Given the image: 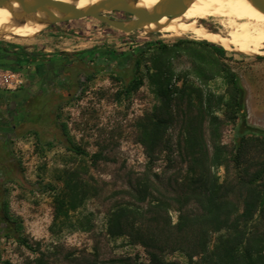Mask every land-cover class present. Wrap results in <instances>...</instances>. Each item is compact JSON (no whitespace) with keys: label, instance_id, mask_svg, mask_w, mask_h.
<instances>
[{"label":"rangeland","instance_id":"374dc122","mask_svg":"<svg viewBox=\"0 0 264 264\" xmlns=\"http://www.w3.org/2000/svg\"><path fill=\"white\" fill-rule=\"evenodd\" d=\"M128 16L123 12L105 14L118 21ZM206 23L205 27L215 32L222 30L212 18ZM50 32L58 34L52 38ZM4 36L7 38L0 39L3 43L44 55L91 47L118 54L137 53L146 45L149 49L133 60L103 56L91 65L78 64L70 73V86L59 83L57 93L42 98L19 124L6 155H0V264H35L37 258L45 264H84L77 261L83 255L96 256L105 264L118 259L148 264L142 247L131 245L124 237H109L107 223L109 212L121 201L118 194L125 189L127 174L144 172L148 163L139 140L141 126L162 103L155 66L157 62L166 66L172 75L171 86L180 87L177 78L186 77L200 89L223 95L225 86L220 77L214 75L206 83L198 79L210 74V61L216 57L209 49L176 47L179 40L197 41L194 39H162L143 30L126 34L93 18L49 26L31 38L10 33ZM216 62L232 68L246 90L245 117L235 125L226 124L223 131L222 142L230 145L234 136L247 128L264 131V57L228 52L225 59ZM135 75L142 85L124 98L122 87ZM61 124L67 126L76 146L89 154L102 152L112 163L94 166L89 159L69 152ZM172 135L177 136V132ZM164 165L161 158L152 171L159 174ZM218 174L222 176L223 170ZM170 216L175 222L176 214ZM18 236L40 253L21 246ZM165 259L187 264L179 253Z\"/></svg>","mask_w":264,"mask_h":264},{"label":"trees","instance_id":"16d2710c","mask_svg":"<svg viewBox=\"0 0 264 264\" xmlns=\"http://www.w3.org/2000/svg\"><path fill=\"white\" fill-rule=\"evenodd\" d=\"M183 46L209 49L216 59L228 54L207 41L179 40L176 47ZM146 49L149 45L137 50L134 59ZM216 59L210 61V74L198 79L206 83L220 77L223 95L200 89L186 77L177 78L180 87L171 86L166 66L158 62L155 66L162 103L141 126L139 140L148 163L144 172L127 174L125 189L118 194L121 201L109 212L107 223L108 236L142 247L148 264H180L165 259L174 253L183 255L187 264H264V131L247 128L230 145L222 142L225 125L245 117L246 90L238 74ZM135 64L138 69L140 63ZM141 85L135 75L122 87L123 97L128 99ZM60 127L69 152L94 166L112 163L102 152L89 154L76 146L67 126ZM161 158L165 165L154 173L152 165ZM3 211L8 219L7 205ZM16 241L40 253L24 238ZM77 261L105 264L91 255ZM129 262L118 259L108 264ZM34 263L45 264L42 258Z\"/></svg>","mask_w":264,"mask_h":264},{"label":"bare ground","instance_id":"6f19581e","mask_svg":"<svg viewBox=\"0 0 264 264\" xmlns=\"http://www.w3.org/2000/svg\"><path fill=\"white\" fill-rule=\"evenodd\" d=\"M81 9L102 0H58ZM131 6L152 12L165 0H126ZM180 14L163 18L156 24L143 26L145 34H158L162 39L190 38L221 46L228 52L253 57H264V14L248 0H187L180 4ZM60 17L61 13L52 11ZM213 19L222 30L212 33L205 29ZM22 20V24L18 23ZM42 13L23 15L15 2L0 7V33L9 32L18 37L31 38L47 28L41 22ZM209 27V26H208ZM210 28V27H209Z\"/></svg>","mask_w":264,"mask_h":264},{"label":"flooded vegetation","instance_id":"af4514ba","mask_svg":"<svg viewBox=\"0 0 264 264\" xmlns=\"http://www.w3.org/2000/svg\"><path fill=\"white\" fill-rule=\"evenodd\" d=\"M132 19L128 16L127 20ZM122 19L120 21H127ZM67 23V22H66ZM52 38L58 34L49 33ZM7 37H0L4 39ZM138 53L118 54L108 50L91 47L81 51H71L57 55H44L30 51L10 42L0 40V68L21 71L25 74V84L15 92L0 90V155H6L9 143L19 124L24 123L28 112L47 95L57 93L59 83L70 86V73L78 64L91 65L103 56L124 57L133 60Z\"/></svg>","mask_w":264,"mask_h":264},{"label":"water","instance_id":"95a60500","mask_svg":"<svg viewBox=\"0 0 264 264\" xmlns=\"http://www.w3.org/2000/svg\"><path fill=\"white\" fill-rule=\"evenodd\" d=\"M184 1L187 0H165L160 7L152 12H143L128 4L126 0H102L81 9L74 8L70 4L58 0H0V7L4 4L15 2L23 15L42 13L43 20L41 22L47 24V27L84 18H93L117 31L129 34L133 31L141 30L140 28L143 26L156 24L163 18L171 19L176 17L180 14L179 7ZM248 1L264 14V0ZM52 11L61 13V16L52 15ZM109 12H123L131 16L132 19L127 21L108 19L105 14ZM18 23L22 24V20L20 19ZM203 27L209 32L215 33L212 29ZM5 33L9 32L0 33V37L4 36Z\"/></svg>","mask_w":264,"mask_h":264},{"label":"built area","instance_id":"2783aa9c","mask_svg":"<svg viewBox=\"0 0 264 264\" xmlns=\"http://www.w3.org/2000/svg\"><path fill=\"white\" fill-rule=\"evenodd\" d=\"M25 84V74L21 71L0 68V90L15 92Z\"/></svg>","mask_w":264,"mask_h":264},{"label":"crops","instance_id":"0c3cea01","mask_svg":"<svg viewBox=\"0 0 264 264\" xmlns=\"http://www.w3.org/2000/svg\"><path fill=\"white\" fill-rule=\"evenodd\" d=\"M1 114H2V112H1V110H0V120H1Z\"/></svg>","mask_w":264,"mask_h":264}]
</instances>
